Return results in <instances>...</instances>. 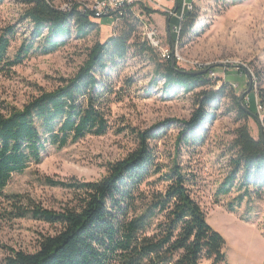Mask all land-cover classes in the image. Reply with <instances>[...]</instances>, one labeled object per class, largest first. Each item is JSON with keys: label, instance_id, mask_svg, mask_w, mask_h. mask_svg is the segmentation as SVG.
Instances as JSON below:
<instances>
[{"label": "trees", "instance_id": "1", "mask_svg": "<svg viewBox=\"0 0 264 264\" xmlns=\"http://www.w3.org/2000/svg\"><path fill=\"white\" fill-rule=\"evenodd\" d=\"M6 1L0 0V8ZM20 4L24 6L20 24L28 29L20 35L13 57L9 52L20 38L19 24L0 29V75L15 74V68L29 58L52 55L73 35L86 39L100 28L93 21L98 19L78 6L63 13L51 0H20ZM177 7L179 10L180 0ZM133 8L109 16L119 23L115 34L90 49L75 77L62 81L63 85L50 93L42 92L22 110L0 104V195L14 174L23 173L31 164H41L49 147L63 149L87 137H103L112 130V105L120 96L113 73L131 52L153 59L157 55L138 36L142 24ZM193 10L185 11L184 20L173 26L168 20L171 29L181 27L177 36L171 34L173 43L195 27L197 16ZM155 69V76L164 80L166 88L186 93L200 91L191 119L167 120L145 131L118 129L119 134L129 130L137 148L123 160L109 164L107 175L99 181H46L73 194L75 205L71 208L54 212L32 204L22 209L21 198L9 197L14 201L16 218L58 226L60 231L43 238L34 254L12 252L3 264L227 263L225 240L207 222L191 189L197 184L196 177L179 156L182 149L192 150L205 143L203 127L216 120L214 111L223 99L235 105L239 122L257 121V112L246 102L248 96L241 99L227 83L217 88V83L209 79L212 67L206 74L187 75L172 67L171 62L158 60ZM173 125L179 129L175 154L168 163H162L151 144ZM223 157L227 158V172L215 193L217 204L222 198H231L226 207L235 213L243 205L262 201L264 143L252 136L247 124L235 131Z\"/></svg>", "mask_w": 264, "mask_h": 264}, {"label": "rangeland", "instance_id": "2", "mask_svg": "<svg viewBox=\"0 0 264 264\" xmlns=\"http://www.w3.org/2000/svg\"><path fill=\"white\" fill-rule=\"evenodd\" d=\"M51 1L63 13L70 3L85 5L87 8L78 7L85 12L96 4V0ZM133 7L141 24L157 29L162 45L172 47L176 55H181L183 64L175 60L176 69L199 73L208 72L212 67L214 77L209 76V79L217 83V88L227 83L241 99L248 96L246 102L257 112L258 121L239 122L235 105L230 99H223L214 111L216 120L203 127L205 143L192 150L182 149L179 161L194 173L197 184L191 188L193 195L205 212L207 222L225 240L226 264H264V199L249 207L243 205L235 213L226 207L231 198H222L218 204L215 199L216 190L227 172V158L223 155L234 140L235 131L247 124L255 139L260 138V128L264 131V0H239L237 3L194 0L187 10L194 8L195 27L175 43L170 36L177 35L174 28L168 27V20L171 19L172 26L184 20L178 19L182 0L179 10L177 0H152L150 3L139 0ZM23 11L20 0H7L0 8V29L19 24V37L24 34L28 26L20 24ZM148 11L157 13L147 14ZM93 21L100 24V28L86 39L80 40L73 35L58 52L33 56L15 68V74L0 75V104L22 110L42 92L50 93L62 86V81L75 77L86 63L90 49L98 42L109 40L119 25L109 16ZM146 28L140 27L138 36L147 42ZM20 39L12 45L10 57L19 47ZM154 59L163 61L158 54ZM154 59L131 52L113 73L120 96L112 105L113 128L107 135L87 137L63 149L49 147L42 155L41 164H31L23 173L13 175L0 195V264L12 252L34 254L43 238L60 231L58 226L16 218L17 210L9 197L21 198L22 209L32 204L54 212L71 208L75 205L73 194L52 187L46 181H99L107 175L109 164L123 160L137 148L135 136L129 130L119 134L118 129L145 131L167 120L191 119L200 91L186 93L183 89L166 88L164 80L155 76ZM163 133L162 138L151 145L161 162L168 163L175 154L179 129L173 125Z\"/></svg>", "mask_w": 264, "mask_h": 264}, {"label": "built area", "instance_id": "3", "mask_svg": "<svg viewBox=\"0 0 264 264\" xmlns=\"http://www.w3.org/2000/svg\"><path fill=\"white\" fill-rule=\"evenodd\" d=\"M146 1L150 3L152 0H146ZM161 1H167V0H161ZM187 1L188 0H182V8H181L180 16H178V19L180 21L183 20V14L185 13V11H187ZM137 2H139V0H97V5L93 6L92 9H88L90 11L87 10V12L92 14L95 19H101L103 17L110 16L113 13L120 14L124 9L135 5ZM76 6L77 5L70 3V5L64 7L63 10L69 9V7H76ZM80 8H87V7L83 5V7ZM146 26L148 25L146 24ZM180 28L181 27H175L174 28L175 33H179ZM149 31H150V40L152 45H154L155 52L158 54V56L161 57L163 61L170 62L176 60V63L183 64L181 55H176V53L172 51V47L166 48L162 45V41L157 29L153 27H149ZM209 76L214 77L212 71L209 72Z\"/></svg>", "mask_w": 264, "mask_h": 264}, {"label": "bare ground", "instance_id": "4", "mask_svg": "<svg viewBox=\"0 0 264 264\" xmlns=\"http://www.w3.org/2000/svg\"><path fill=\"white\" fill-rule=\"evenodd\" d=\"M193 1L194 0H188L187 1V8H189L190 6H191V4L193 3ZM70 5V4H69ZM95 5H97V0H96V4ZM95 5H93V6H95ZM67 7V6H66ZM71 10H72V7H69V9H67V10H65V11H67V12H71ZM144 26H146V23L145 24H142V27H144ZM147 28V37L145 36V38H146V40H147V42L149 43V45L154 49V51H155V48H154V45H152V43H151V40H150V31H149V26H146ZM183 60V59H182ZM205 68V67H204ZM200 73V72H199Z\"/></svg>", "mask_w": 264, "mask_h": 264}, {"label": "water", "instance_id": "5", "mask_svg": "<svg viewBox=\"0 0 264 264\" xmlns=\"http://www.w3.org/2000/svg\"><path fill=\"white\" fill-rule=\"evenodd\" d=\"M168 27H169V24H168ZM171 65H172V67L176 68V67H175V61H174V60L171 62ZM177 70L180 71V72H182L183 74H187V75H197V74H206V73H207L206 71L198 73V72H186V71H181V70H179V69H177ZM257 121H258V120H257ZM260 130H261V133H260V139H261L262 142L264 143V131H263L261 128H260Z\"/></svg>", "mask_w": 264, "mask_h": 264}, {"label": "crops", "instance_id": "6", "mask_svg": "<svg viewBox=\"0 0 264 264\" xmlns=\"http://www.w3.org/2000/svg\"><path fill=\"white\" fill-rule=\"evenodd\" d=\"M168 24H169V22H168ZM168 33H169V30H168ZM177 34V33H176ZM170 36V35H169ZM171 38V37H170Z\"/></svg>", "mask_w": 264, "mask_h": 264}]
</instances>
